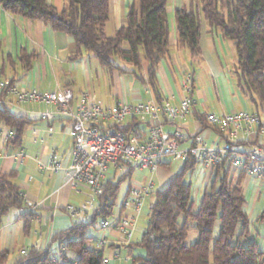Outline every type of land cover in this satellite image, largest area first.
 I'll return each instance as SVG.
<instances>
[{
	"label": "crops",
	"instance_id": "1",
	"mask_svg": "<svg viewBox=\"0 0 264 264\" xmlns=\"http://www.w3.org/2000/svg\"><path fill=\"white\" fill-rule=\"evenodd\" d=\"M47 1L58 10L67 5V0ZM133 1H109V20L106 25V33L109 36L115 35L117 29L127 24V14ZM194 2L195 0H168L170 52L161 59L157 68L159 95L161 98H170L175 104L186 95L182 85L185 75L190 74L193 77L192 112L178 121L183 124L186 132V137L181 142L182 147H188L196 133H201L208 143L218 139L220 131L207 123L204 125L202 121L209 112L229 113L247 110L257 112L264 118V103H258L253 99L238 76L235 43L225 38L220 29L209 26L203 20L201 54L196 57L191 55L188 48L178 46L176 10L181 7L191 8L196 4ZM23 49L39 54L29 69L19 61ZM75 51V40L70 34L55 31L42 20H31L11 14L0 5V75L14 79L17 87L37 88L41 92L67 87L73 90L75 98L81 92L89 90L95 100L109 106L121 100L132 104L157 101L149 84L131 71L132 64L121 62L122 68L128 69V72L108 71L86 50L79 57L70 58ZM142 64L139 75L146 80L149 62L143 60ZM7 108L17 115L26 117L29 123L19 145L13 144L14 139L6 138L7 130L10 128L0 124V173L16 171L15 180L23 193L25 203L32 202L35 205L33 209L35 218L28 232H25L22 219V214L30 210L28 206L26 209L12 208L0 227V250L9 252L4 264H12L27 247L51 246L57 252L60 251L61 245V249H64V244L60 241H52V235L70 227L74 222H85L90 218L92 211L71 214L66 206L84 204L88 198L86 195L92 197V191L87 186H81L80 191H75L66 181L64 168L71 162L74 140L70 133L69 119L58 112L56 105L28 102L8 104ZM45 109L54 113L53 119L41 117V111ZM131 118L125 120L124 126L131 122ZM140 119L136 126L146 134L149 130L147 124L149 118ZM163 123L167 131L174 129L166 117H163ZM50 128L53 129L51 133ZM238 140L235 146L238 154L250 150L256 144L264 147V135L257 132L249 135L239 133ZM53 152L58 154L63 164V168L57 171L44 167ZM164 162L169 163V166H160L153 175L152 190L165 188L183 166V160L166 158ZM198 164L201 165L199 162ZM123 170L124 168L112 164L106 179L120 176ZM242 170L246 169L230 166L232 181L237 180ZM212 174L211 171L203 179L204 173L201 169V178L193 188L196 204L201 200ZM155 177L157 181L154 182ZM149 180L147 170H133L131 178L126 181V189L117 213L120 212L122 216H135V226L128 240H125L123 233L114 227L104 228L102 223L99 226L100 237L106 239L100 248L108 259V264H114L110 255L112 256L115 249L121 253L122 247L127 246L129 254L133 255V247L131 248L130 244H134L132 238L136 231V222L143 209L137 213L130 207L122 206L123 200L131 184L136 182L147 184ZM243 187L246 195L244 207L250 219V227L248 235L241 239V243L256 242L259 250L264 253V223L257 221L258 215L264 210V178L254 177L246 171ZM149 197L151 194L147 196ZM145 228L141 229V238ZM88 234L90 235L89 232ZM100 241L101 238H98L91 247H96ZM64 251L72 264H75L77 254Z\"/></svg>",
	"mask_w": 264,
	"mask_h": 264
},
{
	"label": "trees",
	"instance_id": "2",
	"mask_svg": "<svg viewBox=\"0 0 264 264\" xmlns=\"http://www.w3.org/2000/svg\"><path fill=\"white\" fill-rule=\"evenodd\" d=\"M109 1L67 0L62 10L47 0H0V5L11 14L42 20L55 31L70 34L76 44L72 59L86 50L108 71L128 72L121 62L132 64L131 71L149 84L160 101L157 68L170 52L168 0H134L129 7L127 24L117 29L113 36L106 33ZM194 4L191 8L176 10L178 46L188 48L196 57L201 54L203 20L220 29L225 38L235 43L239 78L253 99L264 103V0H195ZM38 56L35 51L23 49L19 61L29 69ZM143 60L149 62L146 80L139 75ZM10 82L15 84L14 79ZM2 95L0 93V97ZM139 121L140 118L132 117L122 128L140 130L136 126ZM202 121L207 125L205 118ZM28 123L26 117L0 105V124L15 132L13 144L21 143ZM147 124L151 125L149 119ZM229 162L225 159L213 167L211 180L198 204L193 197L192 182L185 181L198 165L194 157L183 160L181 170L165 188L151 190L154 203L143 236L136 244H130L131 248L134 245L143 247L145 254L133 255L131 264H264V253L256 242L241 243L250 227L244 207L243 180L247 170H242L237 180L232 181ZM162 165L169 166V163ZM132 173V168L124 167L120 176L105 179L90 218L74 222L52 235V241H60L64 249L61 245L57 252L51 246L27 247L12 264H72L64 250L77 254L75 264H108L103 250L89 245L88 231L95 226L98 217L107 219L114 213L122 185ZM16 177L14 170L0 173V227L12 208L27 207ZM34 218L33 210L22 214L25 232L31 228ZM257 221L264 223V210ZM8 254L7 250H0V264L6 262Z\"/></svg>",
	"mask_w": 264,
	"mask_h": 264
},
{
	"label": "built area",
	"instance_id": "3",
	"mask_svg": "<svg viewBox=\"0 0 264 264\" xmlns=\"http://www.w3.org/2000/svg\"><path fill=\"white\" fill-rule=\"evenodd\" d=\"M183 89L186 95L175 104L170 98L160 101L129 103L119 101L109 106L95 100L89 90H85L75 98L71 88H56L41 92L37 88L25 89L11 84L9 78L0 75V105L22 104L28 102L54 104L59 113L70 121V133L74 143L71 152V162L65 167L66 181L73 190L80 191L81 186H87L92 191L91 200L75 206L69 204L66 209L71 214L87 212L93 208V201L97 194L103 191V184L112 164L123 169L147 170L150 177L147 184L133 183L123 200L125 207L134 209L137 213L143 208L147 196L153 188L152 177L166 158L184 160L194 157L203 169V179L212 171L213 167L223 160L230 161L232 168H245L248 173L257 178H264V147L254 145L250 150L238 154L235 146L239 133L249 135L257 132L264 135V118L257 112L240 110L221 113L209 112L205 116L206 123L220 131L217 140L208 143L201 133L192 137L188 147H182L181 142L186 137L182 123L191 114L194 99L193 77L185 75ZM13 99V100H12ZM44 119H53L54 113L45 109L41 111ZM129 117H148L151 125L146 134L135 128H122ZM163 117H166L174 129L164 128ZM50 128V133L52 132ZM1 133V130H0ZM12 129L7 130L6 138L15 139ZM52 170H60L63 164L57 153L53 152L44 166ZM33 210L35 205L27 202ZM104 228L114 227L125 236L131 237L135 226V216H122L117 213L114 221L108 218L102 222ZM106 242L103 238L96 247L100 248ZM114 258H120V251L115 249ZM108 262V259H104Z\"/></svg>",
	"mask_w": 264,
	"mask_h": 264
},
{
	"label": "rangeland",
	"instance_id": "4",
	"mask_svg": "<svg viewBox=\"0 0 264 264\" xmlns=\"http://www.w3.org/2000/svg\"><path fill=\"white\" fill-rule=\"evenodd\" d=\"M201 169H202L201 165L198 164L196 166L194 172L192 174H188L185 177V181H188V182L191 181L192 182L193 188H195V186L198 183V180L201 178L200 177ZM155 181H157V177L154 178V182ZM126 185H127L126 182L123 183L122 188H121V194L119 196L120 199H118V201H117V205H116V207L114 209V213L108 218L111 222L114 221L115 218H116L120 202L122 201V198H123V195H124V192H125V189H126ZM86 197H88V198H86L84 203H86V201H88V200H91V196L86 195ZM153 203H154V197L153 196L147 198L146 201H145V204H144V206L142 208L143 210H142V212L140 214V218L136 222L137 223L136 231H135L134 236L132 238L134 244H136L137 242H139L141 240V235H142V230L141 229L143 227H146V223H148L149 214H150L151 206L153 205ZM96 204H97V196L94 198L93 208L96 206ZM92 209L89 210V212H91ZM102 221H103V218L102 217H98V219L95 222V226H91L89 231H88L90 233V236H91V240H90V243H89L90 246H92L94 244V242L97 241L98 238L102 239V236L100 237L101 230H98L100 224L102 223ZM233 242H235V243L237 242V238L236 237L233 238ZM118 244L122 245L124 243H118ZM122 248L123 249H122V252L120 253V255H121L120 258H114L113 254H112V256L110 255L111 261L114 264H131V262H132L131 259L133 258V255H144L145 254V249L143 247H141V246L134 245V247H133V255L129 254V249H128L127 246L122 247Z\"/></svg>",
	"mask_w": 264,
	"mask_h": 264
}]
</instances>
